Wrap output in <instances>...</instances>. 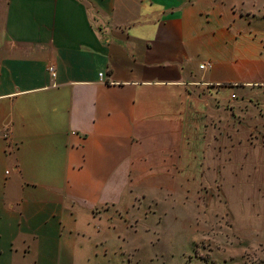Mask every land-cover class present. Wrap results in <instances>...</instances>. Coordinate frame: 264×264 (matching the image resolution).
<instances>
[{
  "label": "crops",
  "instance_id": "0c3cea01",
  "mask_svg": "<svg viewBox=\"0 0 264 264\" xmlns=\"http://www.w3.org/2000/svg\"><path fill=\"white\" fill-rule=\"evenodd\" d=\"M222 202L264 205V0H0V264L131 262Z\"/></svg>",
  "mask_w": 264,
  "mask_h": 264
},
{
  "label": "rangeland",
  "instance_id": "374dc122",
  "mask_svg": "<svg viewBox=\"0 0 264 264\" xmlns=\"http://www.w3.org/2000/svg\"><path fill=\"white\" fill-rule=\"evenodd\" d=\"M194 211L201 217L165 222L159 241L141 239L146 246L130 255L131 262L119 256L118 264H264V205L222 202Z\"/></svg>",
  "mask_w": 264,
  "mask_h": 264
},
{
  "label": "built area",
  "instance_id": "2783aa9c",
  "mask_svg": "<svg viewBox=\"0 0 264 264\" xmlns=\"http://www.w3.org/2000/svg\"><path fill=\"white\" fill-rule=\"evenodd\" d=\"M102 76V74H100ZM1 136L6 142V151L12 154L17 149V144L14 140L13 127L10 124H5L1 128Z\"/></svg>",
  "mask_w": 264,
  "mask_h": 264
}]
</instances>
